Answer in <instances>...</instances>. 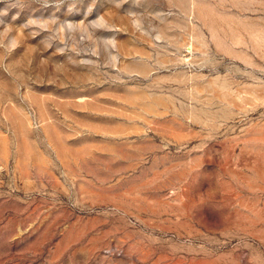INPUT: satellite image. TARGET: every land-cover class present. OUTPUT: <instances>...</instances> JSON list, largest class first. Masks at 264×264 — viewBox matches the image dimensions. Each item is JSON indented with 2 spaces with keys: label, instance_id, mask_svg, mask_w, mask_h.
Returning <instances> with one entry per match:
<instances>
[{
  "label": "rangeland",
  "instance_id": "374dc122",
  "mask_svg": "<svg viewBox=\"0 0 264 264\" xmlns=\"http://www.w3.org/2000/svg\"><path fill=\"white\" fill-rule=\"evenodd\" d=\"M0 264H264V0H0Z\"/></svg>",
  "mask_w": 264,
  "mask_h": 264
}]
</instances>
